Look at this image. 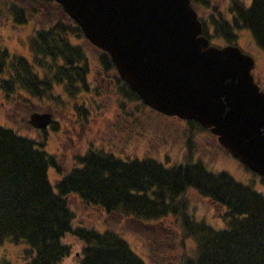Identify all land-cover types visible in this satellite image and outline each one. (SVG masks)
<instances>
[{
  "label": "trees",
  "instance_id": "16d2710c",
  "mask_svg": "<svg viewBox=\"0 0 264 264\" xmlns=\"http://www.w3.org/2000/svg\"><path fill=\"white\" fill-rule=\"evenodd\" d=\"M227 1V20L219 11L209 18L198 16L202 35L209 40L207 21L211 18L216 27L213 33L220 34L225 44H233L234 28L245 29L264 52V0H249L248 5L244 4L246 0ZM201 3L203 0H190L193 8ZM57 7L60 19L40 24L30 41L34 69L26 59L0 49V63L7 62L11 69L7 70L5 85L20 84L21 89L36 97L55 85L70 94H76L79 84L87 88L90 68L86 51L69 41L71 33L82 36L81 31ZM99 62V75L114 70L101 50ZM116 80L123 97L136 103L131 110L134 123V113H155L119 78ZM184 124L188 130H205L194 121ZM186 153L183 162L166 164L101 145L75 157L70 168L61 171L54 156L36 142L0 126V244L7 240L22 244L20 262L15 264H59L70 254V246L63 239L71 235L81 244L76 264H144L119 232L109 228L98 231L75 223L68 203V196L74 195L85 206L141 224L172 217L181 235L195 244L194 257L185 264H264V194L225 171L207 169L200 159H193L191 151ZM49 168L59 174L53 184L48 180ZM187 189L217 207L220 227L188 214L183 201ZM0 264L13 263L0 257Z\"/></svg>",
  "mask_w": 264,
  "mask_h": 264
},
{
  "label": "rangeland",
  "instance_id": "374dc122",
  "mask_svg": "<svg viewBox=\"0 0 264 264\" xmlns=\"http://www.w3.org/2000/svg\"><path fill=\"white\" fill-rule=\"evenodd\" d=\"M7 2L11 3L9 0H0L3 14H6ZM41 3L39 8L33 7L35 20L23 19L19 24L16 23L17 28H9L8 24H4L3 17H0V49L12 57L26 59L34 65L32 69L35 68V61L30 41L35 30L40 24L52 23L62 16L52 0H42ZM244 4L248 5L249 0ZM194 9L201 18L212 17L219 11L223 18L228 19L227 0H203ZM207 23L211 33L209 42L215 46L225 45L220 34L213 33L216 30L211 24L213 19H208ZM234 31L236 37L233 44L253 58L255 66L252 75L264 91V52L251 41L247 30L234 28ZM69 41L86 51L90 68L87 88L79 84L76 94H70L55 85L41 97L31 96L20 88V84L3 83L8 78L7 70L11 69L7 62L1 61L0 126L36 142L46 153L54 156L61 171L69 169L75 157L101 145L103 148L115 146L127 154L152 157L166 164L183 162L186 151H191L193 159H200L207 169L225 171L234 180L264 194V181L226 154L208 130L199 131L195 127L188 130L190 128L184 121L156 112L134 113L137 116L134 123L131 110L135 109L136 103L123 97L115 71L106 73L109 76H104V73V79L96 72L100 69V50L78 34L71 33ZM35 111L51 114L52 122L46 129H32L27 124L29 114ZM47 176L51 184L59 178L54 168L48 169ZM183 201L193 219L213 227L221 226L218 218L220 212L207 198L187 189ZM68 203L74 213L75 223L98 231L109 228L119 232L129 249L144 264H185L194 257V241L181 235L172 217L141 224L115 214H106L97 207L85 206L74 195L68 196ZM63 240L70 246V254L59 264H76L81 244L71 235L64 236ZM22 247L21 243L3 241L0 244V257H5L13 264L19 263Z\"/></svg>",
  "mask_w": 264,
  "mask_h": 264
},
{
  "label": "water",
  "instance_id": "95a60500",
  "mask_svg": "<svg viewBox=\"0 0 264 264\" xmlns=\"http://www.w3.org/2000/svg\"><path fill=\"white\" fill-rule=\"evenodd\" d=\"M53 2L144 106L196 122L264 181V92L254 60L236 45H211L190 0ZM27 123L45 129L51 114L32 112Z\"/></svg>",
  "mask_w": 264,
  "mask_h": 264
},
{
  "label": "flooded vegetation",
  "instance_id": "af4514ba",
  "mask_svg": "<svg viewBox=\"0 0 264 264\" xmlns=\"http://www.w3.org/2000/svg\"><path fill=\"white\" fill-rule=\"evenodd\" d=\"M11 3L7 2L6 14H3L0 8V17H3L4 24H8L9 28H17V24L26 19L29 21L35 20V11L33 7L38 8L42 5V0H9ZM37 12V11H36ZM25 13V14H24ZM255 80V79H254ZM256 81V80H255ZM257 82V81H256ZM97 148V147H96Z\"/></svg>",
  "mask_w": 264,
  "mask_h": 264
}]
</instances>
